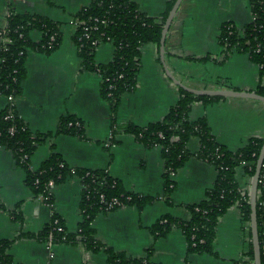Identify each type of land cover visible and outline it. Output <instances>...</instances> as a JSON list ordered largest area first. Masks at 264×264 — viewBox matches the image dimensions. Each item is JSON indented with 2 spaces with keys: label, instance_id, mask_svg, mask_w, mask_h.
Listing matches in <instances>:
<instances>
[{
  "label": "crops",
  "instance_id": "1",
  "mask_svg": "<svg viewBox=\"0 0 264 264\" xmlns=\"http://www.w3.org/2000/svg\"><path fill=\"white\" fill-rule=\"evenodd\" d=\"M141 12L158 20L170 0H132ZM90 0H0V28L6 25L8 11L38 15L61 24V43L46 55L28 51L21 94L15 99L20 119L32 133L50 136L30 157L31 170H37L52 154L59 155L71 168L105 170L132 193L153 197L141 210L126 206L99 213L92 222L95 239L116 252L132 258L146 256L160 264H248V226L237 205L229 208L217 223L213 254H188L182 231L173 228L152 243L150 227L161 217L189 219L187 206L204 199L217 176L215 168L199 160V140L191 138L186 149L191 154L171 179L174 190L163 191L164 162L158 147L146 148L133 135L116 133L110 147L111 112L99 93L100 78L83 71L72 36L73 15ZM252 20L248 0H182L167 31L163 62L175 79L194 90H235L264 96V75L247 54H231L223 60L218 43L220 27L232 24L241 29ZM30 39L38 42L39 31ZM113 46L103 43L94 51L96 64L108 63ZM203 59V60H201ZM259 94V93H257ZM261 95V94H259ZM205 104L194 102L189 119H205L215 141L230 152L244 147L252 138L264 139V103L251 99L225 98ZM179 99V87L165 74L159 47L147 43L140 48V68L135 89L122 95L115 114L116 125L144 127L160 121ZM7 99L0 96V110ZM72 116L83 129L84 138L57 133L62 117ZM24 172L16 166L9 150L0 147V240L12 241L9 254L17 264H107L103 252L92 253L80 244H53L33 237L57 216L67 233H75L80 222L81 184L70 177L52 188V207L35 197L24 184ZM234 179L242 194L249 195L251 178L242 166ZM168 198V200H167ZM264 207V204H263ZM17 211L20 219L14 218ZM30 235L31 237H21Z\"/></svg>",
  "mask_w": 264,
  "mask_h": 264
},
{
  "label": "trees",
  "instance_id": "2",
  "mask_svg": "<svg viewBox=\"0 0 264 264\" xmlns=\"http://www.w3.org/2000/svg\"><path fill=\"white\" fill-rule=\"evenodd\" d=\"M175 0L167 2L165 11L158 20L141 12L132 0H90L73 15L75 31L72 36L83 71L96 73L100 78L99 93L108 104L111 112V138L115 144L116 133H126L146 148L158 147L164 162L163 191L168 197L175 184L171 176L180 169L191 154L186 145L191 138L199 140L196 157L212 165L217 176L213 186L200 202L187 206L189 219L182 221L163 216L151 227L152 243L164 237L173 228L182 231L187 242L188 254H213L215 229L219 218L234 205H237L243 221L249 224V195L242 194L234 179L235 169L242 166L251 178L254 174L263 138H252L241 149L230 152L217 143L211 135L205 119H189V111L194 102L205 104L222 99L221 97L195 96L179 88V99L160 120L144 127L132 124L116 125L115 114L123 94L135 89L140 68V48L147 43L159 47L164 21ZM253 19L238 29L225 23L220 27L218 43L223 47V60L231 54H247L251 62L259 67V77L264 75V0H248ZM94 27V29H93ZM4 33L1 34V31ZM39 31L41 39L33 42L32 31ZM88 34V38L85 37ZM9 39L2 44L1 39ZM100 44L113 46L111 60L106 64L94 62V51ZM61 43V24L38 15L8 11L6 25L0 28V96L6 105L0 110V147L9 150L15 164L23 170L24 184L35 197H42L46 203L52 202V188L70 177H77L81 184L79 201L80 222L75 233H67L62 221L52 215L50 222L33 238L45 242L51 234L53 244H80L92 253L103 252L107 264H160L149 260L152 245L146 249V256L132 258L123 252H116L95 239L92 222L99 213L109 212L126 206L141 210L151 203L153 197L126 191L120 181L113 179L105 170H88L69 167L57 154L43 161L37 170H31L30 157L37 146L45 141L50 133H32L20 119L14 101L21 94V81L25 77L24 62L28 51L43 54L54 52ZM203 60V59H201ZM257 93L263 95L261 89ZM78 126L67 127L68 123ZM57 133L84 138L81 123L72 116L62 117ZM51 183V185H49ZM103 197L101 199L100 197ZM115 200L117 205L109 207ZM168 200V198H167ZM264 163L261 168L256 194V222L259 235L261 264H264L262 233L264 232ZM0 205V211L3 210ZM15 219L20 217L12 212ZM57 220V224L53 221ZM249 247L246 253L248 264H253L250 229L248 226ZM21 237H31L21 235ZM12 241L0 240V264H17L9 254Z\"/></svg>",
  "mask_w": 264,
  "mask_h": 264
},
{
  "label": "water",
  "instance_id": "3",
  "mask_svg": "<svg viewBox=\"0 0 264 264\" xmlns=\"http://www.w3.org/2000/svg\"><path fill=\"white\" fill-rule=\"evenodd\" d=\"M182 0H175L168 15L164 21L161 37L159 42V58L162 63L163 70L166 76L179 88L184 91L191 93L195 96H206V97H225V98H243V99H251L264 103V96L259 95L254 92H246V91H235V90H216V91H207V90H194L180 84L175 77L171 75L168 69L165 67L163 62V54H164V41L169 28V25L180 5ZM264 163V139L263 143L256 160L254 174L251 177V184L249 190V206H250V220H249V229H250V242L252 247V255H253V264H261V253H260V243H259V235L257 229L256 222V194H257V185L259 174L261 168Z\"/></svg>",
  "mask_w": 264,
  "mask_h": 264
},
{
  "label": "built area",
  "instance_id": "4",
  "mask_svg": "<svg viewBox=\"0 0 264 264\" xmlns=\"http://www.w3.org/2000/svg\"><path fill=\"white\" fill-rule=\"evenodd\" d=\"M18 1H22V0H10V2L11 3H15V2H18ZM252 19H253V16H252ZM73 25L75 26V23H73ZM3 29V28H2ZM93 29H94V27H93ZM4 33V30H2L1 31V34H3ZM85 37L86 38H88V34H85ZM10 41H9V39H7V38H2L1 39V43L2 44H7V43H9ZM92 45H99V43L97 42V41H93L92 42ZM11 99L10 98H8L7 99V101H10ZM72 125H76V126H78V123H75V124H73V123H68L67 124V127H71ZM110 138H111V136H110ZM110 138H109V140H110ZM109 140L107 141V143L105 144V146L106 147H110V146H112L113 144H111L110 142H109ZM49 185H51V183H49ZM101 199H103V197L101 196L100 197ZM49 207H52V203H46ZM112 205H117V202L115 201V200H113L112 202H111V204L109 205V207H111ZM53 224H57V220H54L53 221ZM45 244H46V246H47V248L48 249H51V247H52V245H53V243L51 242V234L49 235V237H48V240L47 241H45ZM262 250L264 251V232L262 233Z\"/></svg>",
  "mask_w": 264,
  "mask_h": 264
}]
</instances>
